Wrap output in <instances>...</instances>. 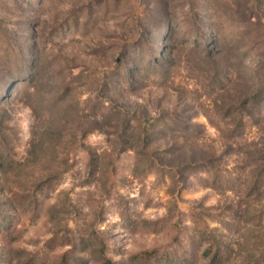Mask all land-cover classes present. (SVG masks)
Returning a JSON list of instances; mask_svg holds the SVG:
<instances>
[{
  "label": "rangeland",
  "instance_id": "374dc122",
  "mask_svg": "<svg viewBox=\"0 0 264 264\" xmlns=\"http://www.w3.org/2000/svg\"><path fill=\"white\" fill-rule=\"evenodd\" d=\"M0 264H264V0H0Z\"/></svg>",
  "mask_w": 264,
  "mask_h": 264
}]
</instances>
